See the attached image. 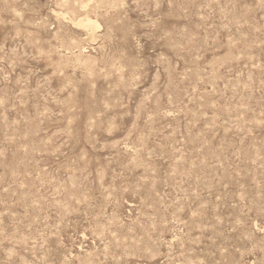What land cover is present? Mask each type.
<instances>
[{"label":"rangeland","instance_id":"374dc122","mask_svg":"<svg viewBox=\"0 0 264 264\" xmlns=\"http://www.w3.org/2000/svg\"><path fill=\"white\" fill-rule=\"evenodd\" d=\"M0 264H264V0H0Z\"/></svg>","mask_w":264,"mask_h":264},{"label":"bare ground","instance_id":"6f19581e","mask_svg":"<svg viewBox=\"0 0 264 264\" xmlns=\"http://www.w3.org/2000/svg\"><path fill=\"white\" fill-rule=\"evenodd\" d=\"M102 2H103V1H102ZM69 7H70V6H69ZM63 14H64V13H63ZM66 17H67V16H66ZM86 18H87V17H86ZM84 23H85L84 25H85L86 27H97V25L94 24L95 22H94V23H93V22H90V20H87V19H86V21H85ZM82 24H83V23H82ZM92 29H93V28H92ZM97 29H98V28H97Z\"/></svg>","mask_w":264,"mask_h":264}]
</instances>
